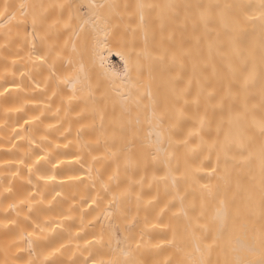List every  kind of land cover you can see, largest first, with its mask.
<instances>
[{
    "label": "bare ground",
    "instance_id": "1",
    "mask_svg": "<svg viewBox=\"0 0 264 264\" xmlns=\"http://www.w3.org/2000/svg\"><path fill=\"white\" fill-rule=\"evenodd\" d=\"M0 13V264L246 256L264 230L262 0Z\"/></svg>",
    "mask_w": 264,
    "mask_h": 264
},
{
    "label": "snow or ice",
    "instance_id": "2",
    "mask_svg": "<svg viewBox=\"0 0 264 264\" xmlns=\"http://www.w3.org/2000/svg\"><path fill=\"white\" fill-rule=\"evenodd\" d=\"M7 5H5V9H7ZM24 5H21V8H23ZM91 7L96 8H104L106 7L105 4L100 5H91ZM107 7L113 8L116 7V5H107ZM139 8L143 9L144 5L140 4L138 5ZM262 8H264V0H262ZM26 15V13H22ZM2 15V13H0ZM11 19H15V16H12ZM11 19L8 21V23H11ZM33 24H35V20H33ZM43 159V157H41ZM207 187V185H205ZM227 206L224 200L220 201V207L217 209V216H223L226 214ZM219 235V234H218ZM211 250V245H207L204 252L201 253V259L198 261H195L194 264H208L203 259V256ZM238 250V249H235ZM244 252L246 253V256L244 258H240L239 256L235 258L232 261H225V264H264V230L261 231L259 236L257 237L256 242L248 246L246 249H244Z\"/></svg>",
    "mask_w": 264,
    "mask_h": 264
}]
</instances>
